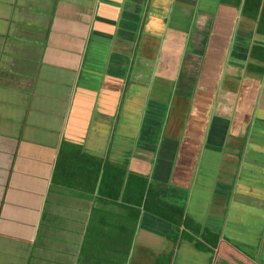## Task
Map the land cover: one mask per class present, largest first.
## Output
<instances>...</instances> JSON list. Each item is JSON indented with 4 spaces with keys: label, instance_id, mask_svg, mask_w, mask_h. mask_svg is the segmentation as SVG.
I'll return each instance as SVG.
<instances>
[{
    "label": "crops",
    "instance_id": "obj_1",
    "mask_svg": "<svg viewBox=\"0 0 264 264\" xmlns=\"http://www.w3.org/2000/svg\"><path fill=\"white\" fill-rule=\"evenodd\" d=\"M262 6L0 0V264H264Z\"/></svg>",
    "mask_w": 264,
    "mask_h": 264
},
{
    "label": "trees",
    "instance_id": "obj_2",
    "mask_svg": "<svg viewBox=\"0 0 264 264\" xmlns=\"http://www.w3.org/2000/svg\"><path fill=\"white\" fill-rule=\"evenodd\" d=\"M247 6V5H245ZM244 6V7H245ZM248 9L249 12H251L252 15H255L257 12V8H258V1H255L253 6L248 5ZM247 8V7H246ZM260 16L261 18H264V6L261 7V11H260ZM80 157L82 156L79 155ZM69 160H66V163ZM90 162V160H89ZM91 163V162H90ZM95 164V163H94ZM91 164V169L89 168V172L90 175L92 176V178L89 176V174L86 171H76L74 169H72V171H64L63 170V163L60 160V157L57 158L54 170H53V178L55 179L56 177H61V175L65 174L66 176H69V174H81V175H87V179H88V184L90 186V189H92V187L95 185L96 181H97V177H96V170H97V164ZM93 165L95 167H93ZM67 168H78L76 165L70 164L68 163ZM106 173H108V171H105ZM141 181V180H140ZM116 186L115 187H111L110 191H115V196H117V194L120 191L121 185H122V177H120L119 179H117V181L115 182ZM127 183V181H126ZM101 185H99L98 189L100 192H103L104 195L107 196V191H109V188L106 185V182L104 183H100ZM113 183H110L109 185H112ZM86 186V185H84ZM146 187V180L142 181V186L141 189L138 190L136 192V194L140 197L139 199H143V208L145 210H147L148 212L155 214L156 216L163 218L165 220L168 219V221H174L177 224L182 222V225L185 226V228H187L188 230L192 231V228L190 225H187L186 221L184 219H182L181 216V210H179V208L174 207L173 205L168 204L167 202L159 199L156 195V193L154 191H152L151 189H148L144 191V188ZM110 195V194H109ZM108 195V196H109ZM112 196V195H110ZM126 198H129L128 193L125 194ZM185 235V234H184Z\"/></svg>",
    "mask_w": 264,
    "mask_h": 264
}]
</instances>
